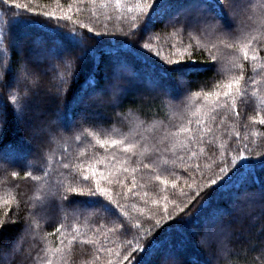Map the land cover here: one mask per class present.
Listing matches in <instances>:
<instances>
[{
  "label": "snow or ice",
  "instance_id": "1",
  "mask_svg": "<svg viewBox=\"0 0 264 264\" xmlns=\"http://www.w3.org/2000/svg\"><path fill=\"white\" fill-rule=\"evenodd\" d=\"M74 2L77 4L75 11L79 13L82 11L79 5L84 0ZM88 2L95 5L97 0ZM99 7H112L122 14L117 16V19L123 17L128 20L127 37L140 39L144 36L141 47L132 46L129 53H136L141 58L145 70H137L127 57L120 56L115 45L125 41L115 40V37L108 38L109 44L114 42L113 47L100 49L101 52L107 51L109 54V68L104 75L105 83L101 87L99 81L89 80L86 81L87 87L81 86L78 101L83 108L81 120L87 123L91 117L95 125L104 119L97 105L103 102L102 97L108 91H111V97L107 106L114 110L121 107L123 97L133 89L137 94L143 95L160 93L169 100L187 95L193 102L194 110L181 122H169L167 126L160 125L159 129L154 120H139L134 114L114 111L118 123L127 121L129 124L127 132L112 129V132L119 131L118 137L81 125L83 133L90 136L95 144L104 150V154L93 151L86 159L78 158L79 162L76 163L59 161L68 172L65 177L67 182L61 180L56 184L49 183L39 208L30 199L17 201L18 208L23 203L27 209V219L17 233V236L21 232L24 233V239L29 235L35 239L39 228L36 216L40 211L57 208L65 213L64 220L54 232L46 234H58V245L45 249L50 256L41 260L37 254L33 260L30 245L25 259L32 261V264H36V261H40V264H69L66 253H70L77 242L81 245L100 244L96 230L89 236L81 231L80 227L65 223L69 220L80 221L81 218L86 220L88 213L103 222L100 235L104 236L105 242L108 241V234L125 237L115 248H95L96 260H101L99 253L106 254L102 264H183L170 234L162 235V222L168 220L176 221L166 225L169 229L190 226V235H202L200 245L217 247V253L212 260L218 264H228L227 257L230 253L226 254L225 249L231 233L229 226L223 223V217L229 215V212L220 207V202H226L233 210L243 203L249 206L243 213L244 216L253 222L257 219L264 220V182L257 186V169L264 171V148L256 150L250 147L249 144H255V140H250L248 135L251 129L252 137L264 136V133L255 130L257 125L264 126V4L259 6L261 15L256 23H251L253 15L250 6H246L242 18L237 21L231 13L235 0H182L179 4L174 0H99ZM173 8L185 12L186 18L183 23L176 21L168 27L173 31L188 32L190 40L195 39V43L181 47L170 45L169 53L162 55L159 48H153V38L159 40L160 36L153 34L152 29L162 16L171 15L169 9ZM72 12V4L65 9L59 0H56V7L52 10H46V6H33V0L26 3L20 0H0V23L4 25V28L0 29V88L10 90L11 111L17 124L22 125L37 141L56 133L57 126L54 122L43 123L46 114L52 111V105L66 101L79 77L80 65L89 55L96 56L98 49L93 46L84 48L79 54H72L73 48L82 46L83 39L81 36L78 40L77 37L81 34L72 29L61 38V43L56 47V64L41 68L25 58L22 69L17 71L9 62V48H16L20 43L12 34V29L19 25L40 23L48 27L54 21L52 26L59 31L64 27L63 21H73ZM95 14L93 12V15ZM41 16L47 18V22L40 21L38 17ZM73 22L80 23L78 20ZM80 27H87L89 33L94 31L91 26L83 23H80ZM193 33L196 36H193ZM213 35L217 38L215 42L202 43L197 38ZM105 37H108L107 31L95 32L88 38L95 39L97 44H103ZM221 47L230 50V56L224 64H221ZM19 50L23 51L22 48ZM129 71L131 75L124 76V73ZM49 73V86L42 88V79ZM208 73L212 75L209 76ZM201 77L203 79H200ZM117 79H125L127 86L115 83ZM21 81L24 85L22 90L19 87ZM196 88L199 90L194 91ZM253 102L254 114L248 115L245 121L244 115ZM53 115L56 121H61L59 127L64 130L62 121L66 113L57 107ZM229 121L232 122V127L227 126ZM7 123L8 112L0 110V134ZM221 127H224L225 134L229 137L228 141L220 145L224 150L220 161L223 166L215 164L214 161L204 164L203 168L199 163L193 164V159L207 156L205 145L213 143L217 138L214 133ZM240 129L244 131L243 136ZM157 130L162 131L158 137H148L144 134ZM233 136L240 146L233 149L235 154L231 155L229 164L228 147ZM206 137L211 139L206 140ZM75 139L81 140L82 135H76ZM89 147L92 145L89 144ZM40 148L42 144L37 145L38 151ZM165 154H169L168 159H164ZM84 155L80 153V156ZM207 159L211 161L212 157L207 156ZM0 164H4L6 168L12 167L4 156H0ZM178 164L188 173L187 178L177 173ZM213 166L217 167L218 171L212 172ZM141 169L153 172L154 180L163 185L162 192H167L169 185L173 190L180 187L182 202L170 200L168 195H164L162 199H150L147 191H133L137 187H146L137 182L136 173ZM205 170L212 174L205 178ZM21 171L23 179H42L41 176L34 175L32 170L24 169L12 170L10 176L20 178ZM195 173H200L199 181L195 178ZM49 176V171L44 168L43 177ZM129 176L131 188L125 183ZM182 178L183 187L177 183ZM116 185L126 191H114ZM184 188L189 189V192H185ZM191 192H194V195L190 194ZM129 193L140 196L145 204L162 203L163 215L150 213L147 220H153L154 224L147 229H144V223L139 219L129 225L121 219V216L128 217L129 212L120 202V198L128 200ZM0 203L7 206L11 200H2ZM169 204L173 206L176 216L169 211ZM132 208L141 214L144 213V209L138 208L136 204H133ZM17 223L19 217L12 219L5 213L0 219V234ZM33 224L36 227H33ZM108 224L112 226L108 227ZM153 228L158 231L153 233ZM259 230L264 231V223H261ZM129 235L130 239L127 238ZM16 238L13 236L6 240L0 235V251L7 255ZM142 240L145 242L141 243ZM258 248L260 264H264V241L259 242ZM256 250V246H248L249 253ZM252 264H256V261L253 260Z\"/></svg>",
  "mask_w": 264,
  "mask_h": 264
},
{
  "label": "trees",
  "instance_id": "2",
  "mask_svg": "<svg viewBox=\"0 0 264 264\" xmlns=\"http://www.w3.org/2000/svg\"><path fill=\"white\" fill-rule=\"evenodd\" d=\"M22 3L28 2V0H20ZM175 3H182V0H174ZM59 3L63 8L67 9L69 4L73 5V21L78 20L80 23L89 25L93 28V32L89 33L88 28L80 27V23H74L73 21H63L64 27L59 31L52 25L54 21L48 27H44L43 23L33 24V25H19L12 29V34L17 40H19V45L16 48H9V62L12 64L14 70H21L25 58H27L33 65H38L43 68L49 64H56V47L61 43V38L65 34H69L72 29H75L78 34V40L82 39V46L75 47L71 50L72 54H79L84 48H92L96 46L98 51L96 56L89 55L87 59L80 65L79 77L69 92L66 101L64 103H59L52 105V111L46 114L43 123L54 122L56 127V133L47 136L42 141H37L33 139L28 131L22 125L17 124L16 117L12 114L11 104L9 101V89L0 88V110L8 112V123L3 133L0 134V156L8 158V163L12 165L11 168H6L4 164H0V201L11 200V203L5 206L0 203V219H2L5 213L12 219L19 217V223L15 226L9 227L2 235L6 240L11 239L16 236V240L12 244L11 250L8 251L6 256L5 264H32V261L26 260L29 246L31 245V254L33 260L39 254L40 259L50 256V253L46 252L47 248H55L59 240L57 239L58 234L52 236H46L47 233H53L55 228L64 220L65 213L57 208H50L46 212L40 211L36 216V220L39 221V228L36 232L35 239L29 235L27 239H24V233H17L21 226L25 223L27 219V209L23 203L17 207V201H22L25 199H30L33 204L38 208L41 203V198L47 191L49 183L56 184L61 180H64L68 175L67 170H65L59 161L64 163H76L79 160L86 159L88 156L92 155L93 151L98 152L100 155L104 154V150L100 149L95 141L83 133V127H89L91 130H101L108 132L111 135H119V131L127 132L129 124L126 121L121 124L116 121L114 116L115 112L130 113L134 114L139 120L149 119L154 120L159 129L160 125L167 126L169 122L179 123L184 118L191 115V111L194 110L192 106V101L187 95L177 96L173 100H169L160 93H149L147 95L137 94L135 89L130 90L124 97L122 105L120 108L113 109L108 107V101L111 97V91H108L106 95L102 97V103L97 105L99 111L103 114L104 119L97 124H93V119L89 117L88 122L84 123L81 120L83 114V108L78 104L79 101V91L81 86L87 87L86 81L96 80L99 81L101 87L104 86V75L105 71L109 68V54L107 51L101 52L100 49H108L113 47V44H109L108 38L115 37V40L125 41V43L115 45L119 49V54L122 58L127 57L132 65H135L137 70L144 71L143 61L136 53H129V48L134 46L140 48L141 44L144 42V36L142 35L140 39L127 37L126 33L128 30V20L126 18L117 19V16L122 14L116 12L112 7L108 9H102L99 7V0L95 5L84 0L79 7L82 9L79 13L75 11L77 4L74 0H59ZM264 4V0H235V7L231 9V13L237 18V21L242 18L246 6L252 8L253 20L251 23H256L259 16L261 15L259 6ZM33 6L42 7L46 6V10H52L56 7V0H33ZM93 12L96 14L93 15ZM171 15L162 16L161 20L155 24L152 29L153 34H159L160 39L157 40L153 38L152 45L153 48H159L162 55H167L169 53V46L176 45L181 47V45H187L189 43H195V39L190 40L188 32L173 31L172 28L168 27L170 23H175L179 21L183 23L186 18V13L183 11H177L175 8L169 9ZM10 15V14H9ZM42 22H47V18L38 17ZM4 25L0 23V29H3ZM107 31L108 37L104 38L103 44H97L95 39H89L88 37L93 36L95 32L104 33ZM7 34V33H5ZM196 36L195 33L192 34ZM25 37L29 39V43L24 44L21 38ZM202 43H208L209 41L215 42L216 36H197ZM23 49L20 51L19 49ZM207 55V52L204 53ZM220 55L222 57L221 64L226 63L230 56V50L221 47ZM264 55V53H262ZM175 58V57H174ZM220 66V65H218ZM131 72H125L124 76H130ZM211 76V73H208ZM51 78V73L44 76L41 82V87L46 88L49 86V81ZM200 79H203L201 77ZM115 83L122 86H127V81L125 79H117ZM22 90L24 85L21 81L19 85ZM211 87V85H209ZM264 87V86H262ZM198 91L199 89H193ZM157 106L159 109L157 110ZM59 108L61 112L66 113L65 119L62 121L64 130H61L59 125L61 121H56L53 112L56 108ZM255 108V103L253 102L247 108L244 115V120H247V116L254 114L253 109ZM147 116H145V114ZM34 119H37L34 117ZM39 122V121H38ZM219 123V121H217ZM83 125V127L81 126ZM228 127H232V122H228ZM115 128L119 131L112 132ZM241 130V135H244V131ZM256 131L259 133H264V126L257 125ZM251 129L248 131L249 139L255 140V144H249L250 147L260 150L264 148V136H251ZM148 137L160 136L162 131H149L144 133ZM76 135H82L81 140H76ZM214 135L217 137L212 144H206V154L211 156V161L207 159V156H200L199 159H193L192 163H199L201 168L204 164L212 163L220 164L221 153L224 151L220 145L225 141L229 140V137L225 134L224 127L217 130ZM211 139L210 137H206ZM42 144V148L37 150V145ZM89 144L92 147H89ZM151 144V140H149ZM235 137L231 138L228 147V163L231 162V155L235 154L233 149L239 147ZM169 147L171 144L169 143ZM80 153H84V156H80ZM169 154L164 155V159H168ZM79 158V160H78ZM101 168L103 165L100 166ZM163 166H161L162 168ZM171 167V165H169ZM47 168L50 173L48 178L43 177V169ZM20 169L32 170L34 175L41 176L42 179L39 181H34L31 179H23V171L20 173V178H12L10 172L12 170L19 171ZM161 169H157L160 171ZM177 173L183 177L187 178L188 173L183 170V166L178 164L176 167ZM218 171V168L213 166L212 172ZM212 172L207 170L204 171L205 178L210 176ZM63 173V175H61ZM258 179L257 186L261 182H264V171L257 169ZM138 184H143L145 188L133 189L135 192L147 191L150 194V199H162L164 195H168L170 200H176L178 203L182 202V197L180 196V187L172 189L168 186L167 192H162L158 181L154 180V175L151 170L141 169L136 173ZM169 179L173 177H168ZM177 181L178 185L183 187L184 179ZM195 178L197 181L200 180V173H195ZM189 182H191L189 180ZM125 183L131 188V177L129 176ZM116 192L126 191V189L121 188L116 185L114 188ZM185 192H189V189L184 188ZM207 191V190H205ZM190 194L194 195V192ZM121 204L125 205L126 210L129 212L128 217L121 216V219L125 220L129 225L134 223L137 219L144 223V229H147L150 225L154 224L153 220H147L150 213H157L159 216L163 215V204L153 205L151 202L145 204L144 200L140 196H133L129 193L128 200L120 198ZM186 203V201H184ZM136 204L138 208H143L144 213L141 214L139 211L132 208V205ZM220 207L227 209L229 215L223 217V223L229 226V231L231 233L230 240L226 241L227 248L225 253L228 255V264H252L255 260L256 264H260L259 248L258 244L264 241V231H260L259 228L264 220L257 219L254 222L243 215L249 208L245 204H240L235 210L229 208L228 204L224 201L220 202ZM169 211L172 212L173 216H176V212L173 206L169 204ZM117 214L120 213L117 211ZM88 219L81 218L80 221L69 220L66 224L75 225L80 227L81 231L86 232L89 236L93 235V230H96V235L100 240L98 245H81L77 242L70 253H66V258L69 264H102V261L106 258L105 253H99L101 260L95 259V248L105 247V248H115L124 239V236H118L117 234H108V241H104V236L100 235L103 231L101 227L102 221H98L95 217L86 213ZM183 216V213L180 214ZM178 219V218H177ZM176 221L168 220L162 222L161 228L163 229L162 235L170 234V239L176 246L177 254L182 259L183 264H218L217 261L212 260V257L217 253V247H205L200 245L199 242L202 239V235H190L191 228L177 227L175 229H169L166 227L168 224H174ZM108 224V227H111ZM33 227H36L33 224ZM70 231V227H69ZM135 231V230H133ZM153 233L157 232L158 229L153 228ZM127 238H131L129 235ZM150 238V237H149ZM145 241L142 240L141 243ZM253 245L257 247L256 251H251L249 253L248 246ZM0 264H3L0 262ZM36 264H40V261H36Z\"/></svg>",
  "mask_w": 264,
  "mask_h": 264
},
{
  "label": "rangeland",
  "instance_id": "3",
  "mask_svg": "<svg viewBox=\"0 0 264 264\" xmlns=\"http://www.w3.org/2000/svg\"><path fill=\"white\" fill-rule=\"evenodd\" d=\"M22 42L24 44L29 43V39H26L25 37L21 38ZM28 58V57H27ZM0 262L5 264L6 263V256H4V253L2 255V252H0Z\"/></svg>",
  "mask_w": 264,
  "mask_h": 264
}]
</instances>
